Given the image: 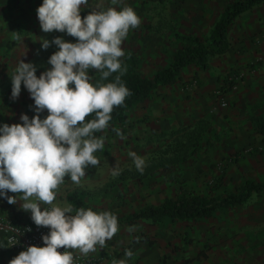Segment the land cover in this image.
I'll list each match as a JSON object with an SVG mask.
<instances>
[{
    "label": "rangeland",
    "instance_id": "obj_1",
    "mask_svg": "<svg viewBox=\"0 0 264 264\" xmlns=\"http://www.w3.org/2000/svg\"><path fill=\"white\" fill-rule=\"evenodd\" d=\"M143 1L150 7V18L139 30L151 32V44L161 42L165 46L166 66L172 61L174 50L181 47L182 37H208L224 7L233 0ZM252 10L264 12V2ZM252 10L243 13L244 22ZM236 19L229 29L230 42L233 37L244 39L260 32L255 27L253 34H245L238 30ZM61 38L67 42V38ZM124 40L122 51L131 50L123 46ZM260 57L254 62H262L264 52ZM138 70L145 76L153 72L151 67L141 64V59ZM98 73L90 69V79ZM222 83L226 88L232 85L228 75ZM217 107L211 108L212 117L208 119L202 116L191 124L157 133L160 143L151 144V138L156 136L151 135V125L137 120L118 126L116 131L107 127L95 132L94 136L104 141L103 149L93 153L99 164L86 168L79 184L66 175L56 191L62 195L83 191L86 204L95 211L123 217L146 205H160L181 192L221 196L234 192L248 179L264 181V134L258 131L260 124L254 128L244 123L229 124L227 104ZM33 108L28 110L30 118ZM131 152L145 160L142 173L130 158ZM117 163L122 171L114 177L112 170ZM121 226L125 231L141 234L135 239L145 241L141 240L142 235L147 237L151 253H185L179 258L180 264L192 262L196 253L197 259L203 257L204 264H264V193L254 194L245 204L220 209L206 218L192 221L164 218L158 223L143 220L134 225H118V231ZM135 239H120L118 245L113 239L105 245L111 246L112 253L126 250L139 253L141 247L136 248Z\"/></svg>",
    "mask_w": 264,
    "mask_h": 264
},
{
    "label": "clouds",
    "instance_id": "obj_2",
    "mask_svg": "<svg viewBox=\"0 0 264 264\" xmlns=\"http://www.w3.org/2000/svg\"><path fill=\"white\" fill-rule=\"evenodd\" d=\"M82 5L88 7L89 0H43L37 8L41 30L66 33L76 42L61 37L43 40V49L52 44L58 48L48 59L51 68L38 78L36 66L20 60L10 75L11 98L19 97L23 83L34 100L36 114L31 119L22 114L21 124L0 127V197L14 205L18 200L8 193H23L20 207L30 211L32 221L48 228L49 233L42 236L44 246L27 247L9 264H72V253L58 249H76L87 255L96 251L97 245L103 247L118 231L117 217L109 212L80 208L72 215L70 205L41 208V203L53 204L55 190L66 175L79 184L86 168L99 164L93 153L103 149L104 141L94 133L108 127L113 108L123 105L131 95L121 82L126 71L121 69V43L130 29L139 27L140 18L128 6L93 10L81 18ZM95 7L101 9L103 5L97 3ZM14 35L19 39L18 32ZM90 69L99 71L101 79L112 73L120 75L113 83L94 87L89 82ZM45 109L48 115L41 119ZM92 113L96 118L85 123ZM129 156L142 173L145 160L134 152ZM121 171L117 163L112 175L119 176ZM132 255L126 250V258Z\"/></svg>",
    "mask_w": 264,
    "mask_h": 264
},
{
    "label": "crops",
    "instance_id": "obj_3",
    "mask_svg": "<svg viewBox=\"0 0 264 264\" xmlns=\"http://www.w3.org/2000/svg\"><path fill=\"white\" fill-rule=\"evenodd\" d=\"M42 3L43 0H0V127L4 124L9 126L21 124L22 114L31 119L28 110L34 107V100L24 88L23 83L19 97L16 100L11 98L12 79L10 75L14 73L18 61L23 60L25 63L35 65L36 75L39 78L42 72L51 68L48 59L58 51L54 44L46 50L43 49L41 47L43 40L52 41L56 37H65L67 42H76L75 37L66 33L58 31L45 33L41 30L37 8ZM97 3H101L103 7L97 9L95 7ZM125 6L133 8L141 23L136 29L129 30L123 46L134 51L141 59V64L151 67L152 75L166 63L165 46L161 42L151 44V32L139 30L150 18V7L144 4L143 0H118L117 4H113L112 0H89L88 7L81 6L80 14L83 18L93 10L106 11L108 7H116L117 10H120ZM146 11L149 12L146 13ZM244 14L236 19L238 30L251 35L255 31V27H259L258 31L260 32L244 39L233 37L229 50L210 59L205 68L195 65L189 69L185 68L181 71L179 80L171 85L157 87L145 100L131 110L125 124L133 120H137L138 123H149L151 135L156 134L151 138V144L160 143L162 140L157 137V133L177 128L180 125L191 124L202 116L206 119L212 117L209 116L211 108L217 110V105H219L217 91H222L228 107L229 124L244 123L248 124L250 128H254L257 123L264 126V59L259 63L254 62L261 58L260 56L264 52V26H260L264 23V12L252 10L248 13L250 15L245 22L243 21ZM234 29L237 30V27ZM14 32H18L19 39L16 38ZM238 72L243 74L242 78L233 82L228 89L222 87L225 75L230 78ZM195 82L197 85L193 84ZM55 193L56 199L53 204L41 203V208L69 206L66 201L68 192L62 195L61 192L55 190ZM11 196L18 200L14 205L21 212L22 219L32 221L31 212L24 211L20 207V204L24 202L21 199L23 194ZM32 200L35 201V197ZM0 214L15 220L14 214L9 209L0 211ZM130 227L128 226V228ZM144 232L147 233L148 230ZM139 235L141 234L125 231L121 226L120 231H117L110 240H106L105 244L114 239L113 243L118 245L121 244L123 238L131 241V238L135 239ZM135 240L136 248L141 247V250L139 253H133L131 258H126L125 253H112L111 246L109 245V248L105 244L103 248L97 245L96 251L87 255L99 259V264H119V261H125V264H180L179 258L185 254L151 253V248L147 245L146 240ZM72 250L79 252L76 249ZM197 254L189 264H204L203 257L200 255L199 258H201L197 259ZM17 255L9 252L4 239L0 236V264H9V261ZM164 255H166L165 259H163ZM206 264L209 263L206 262Z\"/></svg>",
    "mask_w": 264,
    "mask_h": 264
},
{
    "label": "trees",
    "instance_id": "obj_4",
    "mask_svg": "<svg viewBox=\"0 0 264 264\" xmlns=\"http://www.w3.org/2000/svg\"><path fill=\"white\" fill-rule=\"evenodd\" d=\"M263 2L264 0L230 1L224 7L208 37L202 38L190 35L182 37L181 47L174 50L172 61L168 65L157 69L150 76H145L138 70L140 63L138 55L134 51L124 50V55L120 58V61L121 69H126V71L121 76V82L129 89L131 95L125 98L123 105L113 108L108 127L116 131L118 126L124 125L133 108L145 100L157 87L171 85L179 80L180 73L184 67L195 65L199 68H205L210 57L227 52L231 45L229 29L233 21L245 11L251 10ZM117 75H120V73H112L107 79H101V73L99 72L93 79H89V82L94 87H98L101 84L115 82L114 78ZM35 114L33 112L31 118ZM47 115L48 112L46 110L41 114V117L45 118ZM95 118L96 114L92 113L86 117L85 123ZM258 131L262 134L264 133L262 124H260ZM220 180L221 177H218L219 182ZM259 193H264V181L249 179L237 186L234 192L221 196L208 197L192 192H181L176 197L165 199L160 205H146L127 216H116L117 224L134 225L143 220H148L150 223H158L164 218L182 221L206 218L220 209L243 205L254 194ZM14 194L23 193H8L9 196ZM66 201L75 211L80 208L85 210L90 208L95 211L86 204L83 191L74 190L68 192ZM8 209L14 214L15 221L20 222L23 220L17 207L9 204L5 198L0 197V211L3 212ZM96 212L101 213L103 211ZM141 240H148V238L142 235Z\"/></svg>",
    "mask_w": 264,
    "mask_h": 264
},
{
    "label": "built area",
    "instance_id": "obj_5",
    "mask_svg": "<svg viewBox=\"0 0 264 264\" xmlns=\"http://www.w3.org/2000/svg\"><path fill=\"white\" fill-rule=\"evenodd\" d=\"M243 74L238 72L233 75L229 80L233 83L242 78ZM219 97V105L226 106V100L222 91H217ZM48 208V207H44ZM42 208V209H44ZM49 233L48 228L38 227L33 221L22 220L20 222L11 220L0 214V236L11 253L19 254L26 250L29 246H44L42 236ZM61 253L69 251L72 253V264H99V259L84 255L72 249H58Z\"/></svg>",
    "mask_w": 264,
    "mask_h": 264
}]
</instances>
